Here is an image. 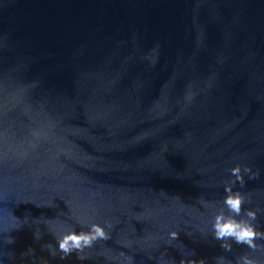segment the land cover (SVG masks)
I'll return each mask as SVG.
<instances>
[{
	"label": "water",
	"instance_id": "95a60500",
	"mask_svg": "<svg viewBox=\"0 0 264 264\" xmlns=\"http://www.w3.org/2000/svg\"><path fill=\"white\" fill-rule=\"evenodd\" d=\"M237 164L264 231V0H0V264H264L212 235Z\"/></svg>",
	"mask_w": 264,
	"mask_h": 264
},
{
	"label": "clouds",
	"instance_id": "9594fccd",
	"mask_svg": "<svg viewBox=\"0 0 264 264\" xmlns=\"http://www.w3.org/2000/svg\"><path fill=\"white\" fill-rule=\"evenodd\" d=\"M191 99V95L189 96ZM244 172H251L250 167H245ZM231 174L235 179L225 186L227 195L223 200L224 207L221 208L214 216L212 224V235L217 241H220V247L225 251H231L232 242L236 244L245 245L252 252L257 250L264 251V244H258L257 241L264 240V231H258L257 215L258 210L255 208H248L243 212V205L245 198L241 195L240 191H233V185L239 181L241 185L245 183L244 175L241 172L239 164L231 169ZM258 173H252V176H257ZM227 209V211H225ZM111 227L110 222L102 224L99 222H92L87 226V230L66 231L62 235L56 236L58 248L52 244L46 245L50 250L52 256L60 254L61 259L71 256L74 252L78 254V258L83 260L85 257L80 255L86 248L92 247L98 240L109 238L107 229ZM179 233H170L171 238H177ZM13 240L8 238V243ZM194 256V253H192ZM217 264H233L225 256H218L215 258ZM173 264L175 261L173 260ZM180 264H204V260L196 259L188 260L182 258ZM236 264H258V260L253 255L245 252L236 258Z\"/></svg>",
	"mask_w": 264,
	"mask_h": 264
}]
</instances>
